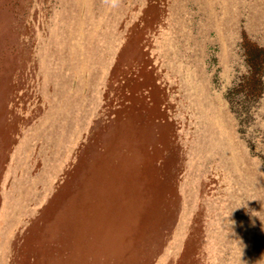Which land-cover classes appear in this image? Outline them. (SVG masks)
<instances>
[{
    "label": "rangeland",
    "instance_id": "rangeland-1",
    "mask_svg": "<svg viewBox=\"0 0 264 264\" xmlns=\"http://www.w3.org/2000/svg\"><path fill=\"white\" fill-rule=\"evenodd\" d=\"M0 264H264V0H0Z\"/></svg>",
    "mask_w": 264,
    "mask_h": 264
},
{
    "label": "bare ground",
    "instance_id": "bare-ground-1",
    "mask_svg": "<svg viewBox=\"0 0 264 264\" xmlns=\"http://www.w3.org/2000/svg\"><path fill=\"white\" fill-rule=\"evenodd\" d=\"M91 71V70H90ZM87 90V89H86ZM84 94V93H83Z\"/></svg>",
    "mask_w": 264,
    "mask_h": 264
}]
</instances>
